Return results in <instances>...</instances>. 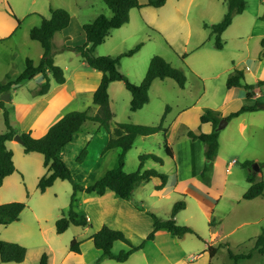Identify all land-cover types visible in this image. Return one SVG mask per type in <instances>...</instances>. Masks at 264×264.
<instances>
[{
    "label": "rangeland",
    "instance_id": "obj_1",
    "mask_svg": "<svg viewBox=\"0 0 264 264\" xmlns=\"http://www.w3.org/2000/svg\"><path fill=\"white\" fill-rule=\"evenodd\" d=\"M47 1H49V8L45 10V14H34V17L28 19L26 25L40 24L42 17L48 18L50 10L56 8L65 9L70 15V20L72 17L76 19L83 17L85 21H89L100 13L106 16L111 15L102 0ZM245 1L243 15H235L231 25L221 35L223 48L212 49L219 57L211 62L209 56L199 57L197 54L200 52L195 53L193 45L197 41H203L204 46H213L214 37L210 36V26L207 25L212 26L221 21L227 12V0H193L190 2L189 14L186 18L188 22L179 19L164 22V18L167 17H164V13L160 17L159 13L152 25L150 24L151 16L140 13H137L135 17L129 15V23L123 25L118 32H110L113 37H107L105 47L103 45L95 48V54L96 51L101 53L108 51L109 54L103 55L116 57L142 42V47L135 54L119 58V70L132 83H135L134 77L137 75L138 67H143L146 73L149 61L154 55L163 57L173 67L184 72L185 89L180 88L173 79H156L149 89L148 103L136 112L129 110L130 93L123 86V82H119L122 86L121 91L111 94V108L114 114L111 121L112 127L116 123L157 125L161 117H164L162 123L164 132L159 131L153 135L135 139L126 153L123 170L127 173L134 172L138 169L140 155H154L161 162H155L153 159L144 160L142 169H155L166 174L169 179L167 186L169 192L167 195L160 196V192L155 190V186L159 183L156 178L138 185L134 189L132 199L126 201L141 213H132L122 223V228L116 221L111 222L114 221L112 217H116L118 212L114 211L116 206L108 202L109 200L105 206L98 205L96 201L84 203L82 200L85 193L76 192L73 202L74 210L83 216L88 214L90 221L84 227L70 225L65 232L57 234L55 222L63 214L66 215L69 209L73 193L72 185L66 180L58 179L45 192H40L37 183L40 176L46 172L43 156L36 152L25 153L22 144L18 142L13 146L19 150V153L15 152L13 157L17 170L0 186V202L20 201L25 203L26 208L21 212L18 221L7 226L0 225V240L16 242L26 247L27 252L21 263L0 264H37L42 253L48 255L51 264L70 263L74 259L65 258V254L69 253V244L73 239L81 242L79 247L84 264H204V258L196 259V255L206 249L207 243L203 241L209 243L210 234H213L217 228L220 229L223 240L218 243L219 248L213 258L214 264H264V256L256 252L250 259L235 262L229 257L227 251L230 249L233 253H242L251 250L255 235L260 232V226H264V218H260L264 212V195L256 201L261 205L242 199L243 193L249 186L247 181L249 170L243 166L244 161H251L252 164L258 165L260 171L257 172V179H262L264 182V128L249 126V123L253 122L248 119V115L239 119L226 120L225 124L223 122L224 126L218 130L219 146L212 160L205 155L204 143L187 135L189 130L195 133L204 132V125L200 123L197 112L203 113L205 110L216 109L213 107L218 105L223 97L228 75L237 69L234 64H240L247 55L261 49L260 42L254 34L264 33V17H262L264 12L260 13V20H255L257 9L264 8V1ZM154 8L151 7V10ZM185 9H183L184 12ZM164 10L159 9V12H165ZM34 18L37 19L33 22L34 24H31L30 20ZM240 34L248 35V37L242 40L239 38ZM63 53L68 54L69 51ZM70 54L74 60H81L75 52ZM63 59H58V62ZM54 63L56 64V59ZM209 65L214 70L207 69ZM249 83L256 86V82L252 80ZM30 85L36 86L35 83ZM40 86H36L30 94L39 96L35 94V91ZM260 89L261 97L257 100L254 97L246 98L244 102L264 104V83L260 84ZM91 105L90 108L82 110L87 109L89 113H93L95 106ZM7 106L6 104V108ZM185 108H189V111L181 113L180 111ZM240 119L248 124L243 131L239 128ZM83 131L101 136L106 130L96 123L88 122L81 130ZM33 133L41 134L38 129ZM165 144L171 148L172 157L166 154ZM80 145L81 142H76L66 152L69 166L65 164L76 183L87 185L106 170L116 166L118 148L106 150V145L102 146V141L97 140H93V144L86 141L81 147ZM99 147L102 148L100 152H98ZM82 149H86V155L81 162H78L76 159ZM97 166H99L98 169H96ZM91 168H95L96 172L91 173ZM93 174L94 177H92ZM193 174H199L197 181L209 184L213 191L204 192L190 180L178 181V178L191 177ZM188 183V191L191 195L184 189ZM216 193H221L224 197L219 200ZM225 197L231 198L234 203H227L228 199ZM179 201L185 203V208L176 213V224L193 227L198 236L187 233L182 236L183 238H178L165 229H160L155 233L153 240L146 241L142 250L133 253L124 262L103 257L101 251L95 249L92 240L88 238L102 226L98 206L105 208L103 225L122 231L132 245H137L144 241L153 229V219L149 213H154L162 220L168 219L173 205ZM217 201L220 203L212 211L213 208L208 204H216ZM199 205L203 207L204 212H198ZM211 218L213 225H209ZM258 219L261 220L255 224L254 222ZM241 222L247 223L238 226ZM233 228V232L228 233ZM126 249L127 245L117 241L113 244L111 252L116 255ZM192 256H195V260H192ZM183 261L188 263H182Z\"/></svg>",
    "mask_w": 264,
    "mask_h": 264
},
{
    "label": "trees",
    "instance_id": "obj_2",
    "mask_svg": "<svg viewBox=\"0 0 264 264\" xmlns=\"http://www.w3.org/2000/svg\"><path fill=\"white\" fill-rule=\"evenodd\" d=\"M102 1L110 10L111 15L106 16L100 13L93 20L84 23L82 25V31L86 41L84 44L72 48L90 68L100 71L102 74L100 82L93 92L92 102L96 107L93 113H89L87 109L68 112L50 126L43 136L35 138L29 132L19 130L9 116L6 103L0 98V109H2L5 124V131L0 133V186L4 179L16 170L13 161V152L7 147V142L13 140L15 135H19L25 153L36 152L43 156V166L46 172L40 176L37 183L40 192H45L58 179L66 180L72 185L73 193L69 209L66 215L63 214L55 222V231L57 234L65 232L70 225L83 227L88 225L87 218L74 210L73 202L76 192L80 191L86 194L94 193L96 195H103L109 190L121 199L131 200L134 189L144 181H149L153 178L158 179L159 183L155 186L156 191L162 190L168 182V176L166 174L158 172L155 169H142L144 160L153 159L155 162H161L160 159L151 154H142L139 156V166L136 171L127 173L123 170L126 153L132 147L135 139L137 137L153 135L159 131L164 132L165 129L162 125L164 117H161L157 125L116 123L112 127L111 121L114 114L110 108L108 87L111 82H123L125 88L130 93L129 110L135 112L149 101V89L155 79L170 78L180 88H183L186 83L184 72L181 69L173 67L163 57L154 55L149 61L143 79L140 83L135 84L130 82L128 77L119 70V58L130 57L135 54L142 47V42L116 57L95 54V48L105 40L112 30L128 23L131 9L141 8L143 6L159 8L165 4L166 0H147L145 4H141L139 0ZM245 7V0H227V12L221 21L210 26V36L214 37V47L216 49L223 48V42L221 41L222 33L231 24L233 17L242 13ZM262 17H264V14ZM69 23V13L65 9L56 8L50 10V16L48 18L42 17L40 24L30 29V38L38 41L43 48L42 57L37 64L30 59L24 60L19 64L17 76L11 78L10 75H7L0 81V97L2 94L9 92L12 87L32 79L37 74H42L45 82L35 91L36 95L47 93L51 88L52 80L56 84L64 83V72L61 67L54 63L53 36L56 32H60L68 27ZM260 45L262 48L260 57H262L264 55V37L261 38ZM261 83L263 82H258V85ZM225 86L226 88H243L248 99L252 98L255 93V87L245 81L244 73L239 69H234L228 75ZM258 105V102L252 105L243 104L238 110L229 113L224 118L230 120L242 112L257 110ZM220 119L221 117L213 110H205L200 115L199 121L200 123H210L211 131L199 133L191 130L188 131L189 137L198 139L204 143L205 155L209 160L215 157L218 150L217 126ZM88 122L96 123L108 132L109 140L105 149L118 148L119 154L117 164L114 168L106 170L93 182L87 185H80L73 180L70 169L58 154L73 139L74 134L83 130ZM164 147L166 154L172 157L171 148L167 144ZM85 155L86 149H82L76 160L81 162ZM243 166L249 170L247 175L249 186L243 193L242 199L251 200L263 196L264 182L262 179H257V172L260 171V168L255 172L251 161H244ZM25 208V203L20 201L0 204V225L6 226L18 221L21 212ZM184 208V202H176L171 209L169 218L165 220L160 219L154 213H149L153 219V229L146 236L145 240L137 245H132L122 231L106 225L101 226L99 230L90 236V239L92 240L94 248L100 250L103 257L115 260L116 262H124L133 253L142 250L146 241L153 240L155 233L160 229H165L172 236L176 237H182L187 233L198 236L193 227L176 224L175 215ZM212 223L213 219L211 218L209 225H213ZM117 241L127 245V249L114 255L111 250L113 244ZM80 243L76 239L71 240L69 244L70 252L80 255ZM207 250L210 257H213L217 247L208 246ZM227 251L229 257L235 262L241 259H250L254 252L264 256V226L258 235L254 237L251 250L243 251L242 253H233L230 249ZM26 252V247L16 242L0 240V263H21L25 259ZM37 264H48V255L42 253Z\"/></svg>",
    "mask_w": 264,
    "mask_h": 264
},
{
    "label": "crops",
    "instance_id": "obj_3",
    "mask_svg": "<svg viewBox=\"0 0 264 264\" xmlns=\"http://www.w3.org/2000/svg\"><path fill=\"white\" fill-rule=\"evenodd\" d=\"M186 1L187 0H166L163 6L159 8H154L153 10H151V7L149 6H143L141 8H136V9L133 8L130 10L129 15L130 17L132 16L135 17L137 13H140L143 14L144 16L147 15L151 16L152 19H150V24L152 25L156 21V18H158L159 13H160V17H162V13H164V17H167L164 18V22L166 21L172 22L178 19L180 21L184 20L188 22L186 18L187 15L189 14L190 2H192L193 0H188L187 2ZM263 1L264 0H261V2ZM139 2L141 4H145L147 0H139ZM185 5H186V9H185ZM48 6H49V1L47 0H0V81H2L7 75H10L11 78L17 76L19 72V64L26 59L32 60L35 64H37L40 61L43 54V48L38 41L31 39L29 36L30 29L32 27L38 26L39 24L33 26L26 24L28 23V19L34 17V14L35 15H38L39 13L45 14L44 12L47 8H49ZM159 9H163V10L165 9L164 10L165 12H159ZM183 9H185V12L183 11ZM135 10L137 12H134ZM244 12L245 9L243 10L242 13L237 15L242 16ZM261 12H264V8L261 10L257 9L255 20L261 19L260 17ZM35 19L37 18L30 20L31 24H34L33 22H35ZM89 21H85L83 17H81V19H76L75 17H72L68 27H66L60 32H56L53 36V48L55 52L54 59H56V64L59 67H61L64 72V76H65L64 83L54 84L52 80V85L49 91L43 95H39L35 97L30 94V91L35 90L36 86L41 85L45 82V78L42 76V74H37L32 79L27 80L15 87H12L11 90L9 91V99L8 101H4V102L8 105L7 109L11 120L19 128V130L24 132H29L30 135L33 136L34 130L38 129L40 130L41 134L34 135L33 137L39 138L43 136L50 128V126H52L56 121H58L64 114L75 110H82L83 108H90L92 106L91 104H93L92 102L93 92L97 88L102 74L100 71L90 68L82 59L74 60L72 54L69 55V53H74L72 49L73 47L85 43L86 40L82 31V25ZM207 26H211V24ZM122 27L123 25L112 31L118 32ZM122 34H124V32H122ZM263 34L264 33L261 32L255 33L254 36L260 42L261 37L264 36ZM187 36L188 38L190 37L189 32L187 33ZM107 37L109 38L113 36L109 34ZM107 37L100 45H98V47L99 46L102 47L103 45H104L103 47L106 46L108 41ZM246 37H248V35H242V34L239 35V38L242 40ZM204 45L205 44L203 41H197V43L193 45V51L195 53L200 52L197 54L199 57L209 56L210 62L211 60H215L217 59V57H219V55L213 52L212 50V49L220 50V49H216L214 47V44L213 46H204ZM64 51H69V53L64 54L63 53ZM261 51L262 48L254 53H250V55H247L240 64L239 63L234 64L235 68L243 71L244 79L248 84H250L249 83L250 80H252V82H256L255 91L258 92V95L253 96L254 98H256V100L262 96V91L260 89V85H258V82L262 81L264 83V55L260 57ZM96 52H97L96 55L109 54L108 51L105 53L103 52L101 53V51H96ZM65 55L68 56L65 57ZM58 59H63V60L58 62ZM207 69H209L210 71L214 70L212 67H210V65L208 66ZM136 74H137L136 77H134L135 83L140 82L142 80L145 74V69H143V67H138ZM249 77L251 78L250 80L248 79ZM155 81L156 79L152 82V85ZM119 82L120 81L111 82L108 87L110 108H111V94L112 93L115 94V92H120L122 89V86L121 84H119ZM202 82L205 83V81ZM32 83H35L36 86L30 85ZM182 89H185V86ZM204 91L205 88L203 87V92ZM244 100H246V92L243 88L241 87L226 88L220 103L215 107H213L216 108L213 111L221 118L226 117L229 113L238 110L244 103L248 104L244 102ZM252 104L254 103H249V105ZM188 109L189 108L187 109L185 108L180 112L186 113L187 111H189ZM95 110L96 107H93V111ZM111 110L113 111L112 108ZM201 114H202L201 111L197 112V116L199 115L200 117ZM245 115H248L249 117L248 119L254 123V124L249 123V126L255 125L256 127L257 126L264 127V108L258 107L257 110L242 112L238 116L231 118V120L239 119L241 117H244ZM202 124L204 125L203 126L204 132L211 131L212 128L210 123H202ZM247 126L248 124L244 123L243 119H240L239 121L240 131H243ZM4 131H5V124L2 116V109H0V133ZM93 140H97L98 142L102 141V146H105L108 143L109 134L108 132L105 131L103 135L96 136L91 134L89 131H83V132L79 131L74 134L73 139L61 149L58 155L68 165V159L66 155L67 149L73 146L76 142L78 143L81 142L80 147L86 141H89V143L93 144ZM17 144L18 142L15 140H11L7 142V147L12 150L13 157L15 152L19 151L17 148L13 147L14 145ZM101 150L102 148L99 147L98 152H100ZM98 168L99 166L96 167V169ZM91 169H92L91 173H93V171L96 172L95 168H91ZM260 173L262 174V172ZM260 173L259 175L262 177ZM11 175L7 176L4 179V181L7 178L9 179ZM198 175L199 174H193L191 177L186 176L184 178H178V181L181 180L182 182V181L190 180V182L192 181V183L194 182L195 184H197L204 192H212L213 190L211 189L209 184H205L202 182L200 183L199 181H197L199 177ZM92 177H94V174L92 175ZM168 182L166 186L159 191L160 196H163L164 194L165 195L168 194L169 192L167 189ZM189 183L188 185L186 184L184 189L188 194L191 195V193L188 191ZM215 195L219 196V200H221L224 197L223 195H221V193L220 194L216 193ZM261 198L263 197H257L245 201L254 203ZM227 199H228L227 203H231V204L234 203V201L231 198H227ZM107 200H109L108 202L116 206L114 211L118 212L116 217H112L113 218L112 220L114 221L111 222L116 221L117 224H120L121 228L123 226L122 223L125 222L126 219L129 218L132 213L133 214L141 213L138 212V210L134 208L132 205H130L126 200L115 196L114 193L109 190L106 191L103 195H96L94 193L92 194L85 193V197L83 196L82 201L84 203H90L96 201L99 203L98 205L105 206L107 205L106 203ZM219 203L220 201L219 202L217 201L216 204L211 203L208 205L212 207L213 208L212 211H214V208L216 209ZM256 203L260 204V202H256ZM258 204H254V205L257 206ZM100 206H98V209H100L98 214H100V217L102 218L100 222H102L101 225L103 226V222H105L103 219V215H104L103 213L105 211V208H102ZM198 212H204L203 207L200 205ZM85 217L89 222L90 221L89 215L86 214ZM260 218L261 219L264 218V212L262 213V217ZM261 219L256 220L254 223L257 224V222H259ZM246 223L247 222H241L239 223L238 226H241L242 224H246ZM262 226H260V230ZM233 230L234 228L231 229L228 233L233 232ZM215 231L213 234H210L209 243L203 241L204 243H207L206 244L207 246H205L206 249H204L202 252H199L196 255V259L201 257L204 258V264H214L213 258L215 257V255L213 257H210L209 252H206L207 247L215 246L218 249L219 248L218 243L223 240L221 238L223 235L222 236L220 235V229L217 228ZM90 236L88 238H90ZM178 238H183V237H178ZM65 258L74 259V261L67 264H80L84 262L82 252L80 255H76L69 251V253L65 254ZM191 258L192 260H195V256H192ZM184 262L188 263L187 261H183L182 263ZM48 264H51L49 257H48Z\"/></svg>",
    "mask_w": 264,
    "mask_h": 264
},
{
    "label": "water",
    "instance_id": "obj_4",
    "mask_svg": "<svg viewBox=\"0 0 264 264\" xmlns=\"http://www.w3.org/2000/svg\"><path fill=\"white\" fill-rule=\"evenodd\" d=\"M0 98H1V100H3V101H8V99H9V93L7 92V93L2 94ZM258 107H259V108H264V104L261 103V104L258 105ZM223 122H224V124L226 123V119H225V118H223V119L220 121V123H219L218 126H217V130L221 129V128L224 126ZM13 140H15V141H17V142H19V143H22V140H21V138L19 137V135H15L14 138H13ZM258 169H259L258 165L253 164V170L256 171V170H258Z\"/></svg>",
    "mask_w": 264,
    "mask_h": 264
},
{
    "label": "built area",
    "instance_id": "obj_5",
    "mask_svg": "<svg viewBox=\"0 0 264 264\" xmlns=\"http://www.w3.org/2000/svg\"><path fill=\"white\" fill-rule=\"evenodd\" d=\"M254 95H258V92L255 91Z\"/></svg>",
    "mask_w": 264,
    "mask_h": 264
}]
</instances>
